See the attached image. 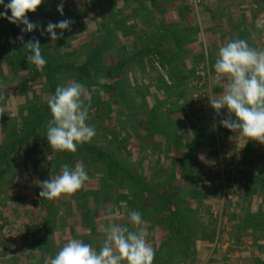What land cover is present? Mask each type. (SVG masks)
I'll list each match as a JSON object with an SVG mask.
<instances>
[{
	"label": "rangeland",
	"instance_id": "1",
	"mask_svg": "<svg viewBox=\"0 0 264 264\" xmlns=\"http://www.w3.org/2000/svg\"><path fill=\"white\" fill-rule=\"evenodd\" d=\"M199 2L200 0H193L196 5ZM252 2L258 13L264 10V7L259 8L261 0H252ZM42 6H44L43 3L34 13H27L28 19L40 27L32 32H23L19 37L23 36L21 51L25 49L24 44L28 40H39L42 56L47 62L43 70L38 71L35 65L28 62L29 52L21 57L20 63L19 50L14 48V36L7 30L12 28V24L7 19L0 18V95L4 97L0 99V107L8 105L4 114H0V119L7 122L4 129L0 125V140L7 132L14 128L17 129L18 126L15 125L21 124L19 126L20 135L23 136L22 138L25 137L27 155L32 159H29L27 163L16 162L15 171L18 172L21 168L22 172H26V179H23L26 180V184L30 187L37 185L35 182L39 180L33 176L37 169L43 172L53 170L55 171L53 173L60 174L62 165L70 166L66 155L73 156L76 152L53 151L47 142L46 128L49 120L52 119L47 101L54 95L58 85H66L72 81L79 82L85 85V95H91L90 104L85 99V104L89 108L86 122L94 127L96 134L87 143L95 149L88 157L86 153V156L82 157L83 160L81 158L77 162L71 161V164L82 163L89 176L85 184L91 183V188L101 187L100 192L97 191V194L91 195V207L96 218L102 212L103 204L113 201L112 197H115L118 202L122 199L126 204L134 202L136 207L132 209L139 211L142 220L148 223L150 218L155 217L152 213H155L157 217L154 218L156 219L154 224L157 225L155 229L164 232L158 234L157 243L167 236L168 244L161 256H155L153 264H199L201 260H208L209 248L215 245L220 248L221 256L210 259L208 264H226L225 258H222L224 255L229 256L226 257V261L236 263L237 255L253 244H256L260 253H263L264 232L258 229H261V225L264 226V224L262 220L257 219L248 221L246 217L251 214L255 216L264 213V144L252 140L247 141L246 138L220 124V120L227 117V110L225 109L221 117L212 113L211 107L208 108V97L211 96L210 91L213 90L211 84L206 79H193L188 83L173 84L170 78L171 73L160 62L159 57L152 60L153 66L150 67V53L137 59H141L140 63L143 64L138 67L140 73H137V70L133 73L132 68H119L118 70L113 62H116V58L129 55V53L121 49L115 56L116 43L120 46L122 42L121 35L117 34L112 35L110 41L104 46L108 50H101L97 17L90 20L89 25L84 26L86 30L72 51L54 52L51 50L53 42L66 43L68 39L73 41V38L77 42L79 35L77 36L73 31L75 34L73 36V32L66 31L62 38L63 41L57 42V40L52 41L49 34H42V29L46 28L49 22H56L52 18L42 17L46 15L40 10ZM53 9L50 7L48 11L52 14ZM4 11L3 5H0V12ZM92 11L94 12V8ZM20 27L24 26L20 25ZM106 51L109 54H106L107 57L104 56ZM178 54L172 51L167 56L173 60ZM170 55L173 58H170ZM57 64H61L62 68L53 74L52 69L56 68ZM81 65H86L87 76L80 72L79 66ZM150 69L157 74L151 76L154 83H150ZM121 72L122 75L119 76ZM123 72L126 73L123 74ZM196 72L198 76H202L206 70L200 64ZM105 74L106 77L103 76ZM90 75L93 80L89 79ZM102 76L105 82L100 84L99 79ZM51 78L54 85L51 83ZM93 86L103 89L104 95L101 96L99 91H92ZM19 92H21V107L23 106L26 110L24 115L12 114L19 105L17 101ZM180 98L183 102L181 103L182 110L179 111L174 108ZM38 111L42 116L40 118L37 117ZM232 118L235 119L234 116ZM215 122L217 125L214 124ZM193 130L197 131L194 133L196 134L194 138L190 135ZM27 132L30 134L28 139L25 136ZM194 142L196 145H193ZM87 143L77 145V151L83 150L81 155L85 153L84 148ZM38 156H41V159ZM109 156L113 157L115 164L109 162ZM180 156L186 158L179 160ZM183 159L185 162H181ZM3 166L4 164H0V170ZM185 170L187 178L180 179V173ZM194 173H196V178ZM40 181L43 182L42 179ZM106 182V187H104L103 184ZM173 184L181 185L183 194L180 198L170 199L168 209L165 207L164 210L159 209L155 212L150 210L146 214L143 213V208L150 209V205L153 206L158 198L159 195L154 193L155 191H159L161 195ZM103 188H108V190ZM134 192L138 197L134 196ZM23 196L19 199L18 195H11L10 198L12 203L20 200L19 204L24 205L27 202V206L31 203V208H35L37 196L30 193ZM62 196L66 197H63L64 201L59 198L57 202L56 200L49 201L56 204L63 215L69 209L74 210L78 220L76 222L81 221L86 227L83 230L82 226H78L81 234L76 238L81 239L91 232V237L100 236L105 227L93 226L96 222L92 218L88 219L90 214L84 210L85 203L89 200L83 196V189L81 188L74 194ZM1 198L2 196L0 200ZM124 198L128 200L125 201ZM46 201L48 202L47 199ZM72 202L75 206H79L78 209H74ZM172 210H182L181 214L184 217H193L190 236L186 234L187 228L183 225V221H178L177 218L169 220V211ZM16 213L18 215V212ZM258 217L261 218V216ZM163 225L165 228L162 227ZM141 227L146 232L147 242L154 251H157L159 248L157 249L158 244L154 243V229L151 230V227L146 224ZM206 234L207 236L204 237ZM248 235L253 239L251 244L248 242L250 239L246 237ZM199 239L215 242L204 244L206 245L204 250L198 253L196 242ZM93 241L95 240L88 242L86 237L83 238L84 243L92 245ZM18 243L2 244L0 241L1 256L6 257L7 254L13 255L19 252L21 248ZM97 244L94 243L92 246L99 251L101 246L98 248ZM188 247L193 248V254L183 259L176 258L173 261L178 254L186 253ZM198 255L203 256L204 259ZM170 256L173 259L169 260ZM250 261L245 256V262ZM253 264H264V260Z\"/></svg>",
	"mask_w": 264,
	"mask_h": 264
},
{
	"label": "crops",
	"instance_id": "2",
	"mask_svg": "<svg viewBox=\"0 0 264 264\" xmlns=\"http://www.w3.org/2000/svg\"><path fill=\"white\" fill-rule=\"evenodd\" d=\"M4 2L9 3L10 0H4ZM61 2L62 0H43L44 6H42L40 10L43 11V14L46 13V15L42 17L52 18L56 22H58V19H71L74 21L71 25V30H63V35H65L66 31L70 33L74 31L77 36L79 35V40L76 42L73 38V41L68 39L66 43H60L58 41L62 40V35L57 39L58 43L53 42L51 50H54V52L59 50L72 51L75 44L79 43L84 30H86L84 26H87V24L89 25L90 20L97 17L100 27L98 28L100 31L99 45L101 46V50H108V48H104V46L110 41L112 35L117 34L118 36L121 35L122 42L120 46L116 43L115 56H117L118 50L121 51V49L129 53V55L116 58V62H113L118 70L119 68H132L133 73H135L136 70L137 73H140L138 67L143 66V64L140 63L141 59H137L140 56H147L150 53V67L153 66V63H151L152 60H154L155 57H159L160 62H162L163 66L171 73L170 78L173 84L188 83L193 79H206V81L211 84L210 74L214 75V63L217 58L218 49L230 40L244 39L248 42L249 46L257 50H264V29H257L256 27L258 11L255 9L256 7L252 0H200L198 5L194 4L193 0H63V15L57 11V7ZM259 6L261 9L264 7V0H261ZM50 7L54 8L52 14L48 11ZM93 8L94 12L92 11ZM9 12L8 15L10 16ZM86 20L87 23L85 22ZM7 30L8 33L12 34L11 28ZM60 31L61 30L57 29L58 36L60 35ZM74 32L73 36L75 35ZM22 45L23 43L17 48L14 44V48L19 50L18 60L20 63L21 57H24V53L27 54L28 52L27 49L23 51L20 50ZM172 51L179 53L173 60L169 59V56H167L168 53ZM106 54H108V51L104 54V56L107 57ZM171 57L173 58L172 55H170V58ZM53 58L54 57H52V59ZM200 64L203 65V69L206 70L202 76L196 74V69ZM58 66L62 65L57 64L56 67ZM125 73L126 72H123V74ZM155 73L154 70L150 69V83H154L151 76L157 75ZM121 75L122 72L119 76ZM103 76L106 77V74ZM211 87L213 88V90L210 91L211 96L219 95L223 91L222 86L211 85ZM17 101L19 104L18 108L15 112L13 111L12 114L24 115L26 110L23 106L21 107L20 104L21 92L17 95ZM182 102L183 99L180 98V101L178 103L176 102V106L174 105V109H178L179 111L182 110ZM207 104L210 109V103ZM6 106L7 107H4L3 105L0 107V114H4L5 109L8 108L7 104ZM224 111L225 109H221L222 114L225 113ZM211 112L216 115L215 110L212 108ZM219 116L222 117V115ZM0 122L2 129H4L5 124L7 126L6 120L2 121L0 119ZM214 124L217 125L216 122ZM15 126H18L17 129L14 128L11 131L9 130L10 132L4 134L0 140V164H4L3 168L0 170V196H2L0 200V241L2 244L10 242L17 244L19 242L18 244L21 250L13 253V255L7 254L5 255L6 257H2L0 254V264H46L47 261L54 257L67 240L71 238L83 241V238L86 237V241L88 242L94 239L95 241H93V244L98 243L97 247L99 248L105 239L104 231L100 236H96V238L90 236L92 233L91 230V233L89 232L90 234H85L81 239L76 238L80 237L81 234L79 233L78 226H82L81 228L83 230H85L86 227L81 221L76 222L78 220L74 210L69 209L65 215L61 214L56 204H53V202L49 200L47 202L46 199H42L39 196L41 189L38 185L30 187L26 184V180H23L26 177V172H22L21 168L18 172L15 171L16 162L27 163L29 159H32V157L27 155L25 137L22 138L23 136L20 135L19 126H21V124ZM195 131L193 130V132L190 133L193 138L196 137V134H194ZM16 135L18 137H15ZM167 142L169 143V141ZM193 145H196L195 142ZM39 158L41 159V156ZM181 158L186 157L180 156L179 160H181ZM181 162H185V159ZM72 166L73 165L70 167ZM53 172L55 171L46 170L43 172L37 169L33 176L37 177L39 181L41 179L45 181L58 174ZM186 174V170L182 171L179 176L180 179H186V176H188ZM194 174L196 178V173ZM90 184L89 182L84 184L82 189L83 196L87 197L89 200L85 203L86 208L84 212L90 214L88 219L92 218L96 222L93 226L98 227L99 225V227L107 228L112 224H119L124 227H129L131 224L126 215H115L117 211L121 213L125 212V209L120 206L121 202H123L122 199L118 202L115 197H112L113 201L108 204H103L102 212L97 218L93 215L91 195L97 194V191L100 192L101 187L91 188L92 184ZM106 184L107 182L103 184V186L106 187ZM177 185L178 186L173 184L171 187L169 186V189L167 188L161 193L162 196L159 194V191H155L154 193L163 198H156L154 205H150V210H154L153 212L159 209L164 210L165 207L167 208V206H169L170 199L173 198V200H175L176 198H180L181 194H183V190L180 184ZM172 187L174 188L171 189ZM103 189L108 190V188ZM115 190L117 191V189ZM28 193L35 194L38 198L35 208H31V203L28 206L26 204L27 202L24 203V205L19 204L20 200L13 201L12 203V199L10 198L11 195H18L19 199H21L24 197V194ZM63 197L65 196H61L59 200L61 199L64 201L63 199L66 197ZM54 200L57 202V199ZM126 200L128 199H125V201ZM98 203L100 207V201ZM68 205L70 207L71 202ZM72 206L75 210L79 207L78 205H76V207L73 202ZM135 207L134 202L127 203V208L129 210H133L132 208ZM143 207L145 206L143 205ZM16 212H18V215ZM152 214L153 217L155 216L154 218H157L155 213ZM154 218H150V224L143 220L142 225L146 224L148 227H151V230L154 229V243L158 244L157 249L159 248L155 251V256L157 257V252L160 251L163 243L168 237H163L159 243H157L156 239L158 238V234L164 232L155 229L157 225L154 224L156 220ZM157 221L160 222L158 219ZM158 225H160V223ZM162 227L165 228L164 225ZM88 237L90 239H87ZM246 237L250 239L248 242L251 244L253 240L251 236L248 235ZM213 242L203 239L197 240L198 253L203 251L207 244ZM191 250H193V248ZM199 256L201 257V255H198V257ZM220 256V248L216 245L214 247L210 246L208 260H205L202 256L201 259L204 260H201L199 264H208L210 263V259H216ZM237 256L236 263L226 261V257L229 256L225 257L224 255L222 258H225L226 264H253L256 261L259 262L262 259L264 260V252L260 253L256 244L247 246V248L242 250ZM245 256L251 261L245 262ZM179 258L181 257L177 259ZM219 261L220 260H218V262Z\"/></svg>",
	"mask_w": 264,
	"mask_h": 264
},
{
	"label": "clouds",
	"instance_id": "3",
	"mask_svg": "<svg viewBox=\"0 0 264 264\" xmlns=\"http://www.w3.org/2000/svg\"><path fill=\"white\" fill-rule=\"evenodd\" d=\"M43 3V0H10L0 5L5 11L0 12V18L9 23L23 25L21 32H32L40 27L31 22L27 13H34ZM10 10L11 15H8ZM57 11L63 15V0ZM87 23V20L85 21ZM74 23L71 19H63L56 23L49 22L42 34L50 35L56 41L63 35V30H71ZM257 29H264V14L256 20ZM57 29L61 30L57 35ZM23 43V36L18 37ZM30 53L28 62L43 70L46 60L41 53L38 39H30L24 44ZM103 77L99 83L103 84ZM212 86H222L219 95L209 96V103L217 115H222L221 109H227V117L220 120V124L247 141L252 140L264 144V50H257L249 46L244 39H233L218 49L214 63V75L210 74ZM92 91L103 89L93 86ZM85 85L79 82H69L58 85L48 101V108L52 119L46 128V139L51 149L56 152H76L77 145L90 142L95 136L94 127L88 120L89 108L85 99L91 103V95H85ZM4 97L0 95V99ZM235 117L233 119L232 117ZM203 157H201L202 159ZM89 179L82 163L75 167L67 164L61 166L60 174L43 182L35 183L41 189L39 196L47 200L60 198L62 195H71L79 191ZM124 213L117 211L115 215H126L131 228L119 224H112L104 229L105 239L99 251L89 243L71 238L58 250L46 264H153L155 251L147 242L146 232L141 213L129 210L126 202H121Z\"/></svg>",
	"mask_w": 264,
	"mask_h": 264
},
{
	"label": "trees",
	"instance_id": "4",
	"mask_svg": "<svg viewBox=\"0 0 264 264\" xmlns=\"http://www.w3.org/2000/svg\"><path fill=\"white\" fill-rule=\"evenodd\" d=\"M4 7V6H3ZM12 28H11V32H12V34H13V36H14V42H15V46L18 48L21 44H22V42L19 40V39H17L18 37H19V35L21 34V27H20V25H16V24H12V26H11ZM28 53V52H27ZM24 55H26L25 53H24ZM80 68H79V70H80V72L82 73V75H84V76H87V74H88V70H87V67H86V65H81V66H79ZM61 68H62V66H58V67H56V68H53L52 69V73L54 74V73H56V72H59L60 70H61ZM39 71V70H38ZM89 77V79L90 80H93V77L90 75V76H88ZM52 78H51V83L54 85V83L52 82ZM51 84V85H52ZM54 89H55V87H53ZM37 109H39V108H37ZM37 117H42L41 116V113L38 111V115H37ZM38 118V119H39ZM32 131V130H31ZM31 131H29V132H31ZM29 132H27L26 134H25V136H26V138L28 139V136L30 135V134H28ZM95 149V147L94 146H92L91 144H89V143H87V144H85V148H84V150H85V153L83 154V155H81L82 154V151L83 150H79V151H76V153H75V155H71V156H68V155H66V157H67V159H68V162H69V164H70V166L72 165L71 164V161H75V162H77L78 160H80L83 156L85 157L86 156V153H87V157L93 152L92 150H94ZM102 153V152H101ZM83 157V158H84ZM83 158H82V160H83ZM109 162H111V163H113V164H115V161L113 162V157L112 156H109ZM81 160V161H82ZM75 162H74V164H73V166L72 167H74V165H76L75 164ZM117 163V162H116ZM117 165V164H116ZM118 166H120V164L118 163ZM134 196L135 197H138L137 195H136V193L134 192ZM122 197V196H121ZM158 198H163V197H161V196H158ZM147 212H150V209H144L143 210V213H147ZM170 212V216H168V218H169V220H171L172 221V219L173 220H175L176 218V220H181V221H183V225L184 226H186V234H188V236H190L191 235V231H192V224H191V220H193V217H189V218H187V217H184L182 214H181V212H183L182 210H172V211H169ZM190 213V212H189ZM255 213V212H254ZM252 218H251V217ZM258 216H261V218H259ZM258 217V218H257ZM246 218H248L247 220L249 221V220H262V222H263V224H264V213L263 214H256L255 216H253L252 214L251 215H249V216H247ZM165 223H167V222H165ZM178 225V224H177ZM259 225V224H258ZM261 229H258V230H261L262 232H264V226L263 225H261ZM173 229H174V227H172ZM175 230V229H174ZM176 233V232H175ZM175 233H173L174 235H175ZM178 233H180V231L178 230ZM207 236V234L206 235H204V237H206ZM209 236V235H208ZM167 242L165 241L164 243H163V245H162V247H161V249H160V251H158L157 252V254L159 255V256H161L162 255V253L164 252V250H165V248H166V246H167ZM191 254H193V252H192V250H191V248L190 247H188L187 249H186V253H184V254H181V255H177L176 257H174V259L173 258H171V256H170V259L169 260H171V259H173V261L176 259V258H178V257H181L182 259L183 258H187V256H190ZM171 262V261H170Z\"/></svg>",
	"mask_w": 264,
	"mask_h": 264
},
{
	"label": "built area",
	"instance_id": "5",
	"mask_svg": "<svg viewBox=\"0 0 264 264\" xmlns=\"http://www.w3.org/2000/svg\"><path fill=\"white\" fill-rule=\"evenodd\" d=\"M262 14H264V10H261L258 15H257V18H260L262 16Z\"/></svg>",
	"mask_w": 264,
	"mask_h": 264
}]
</instances>
